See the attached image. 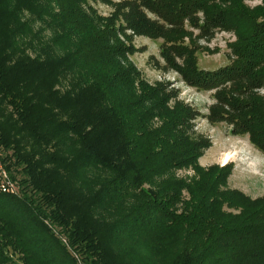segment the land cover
<instances>
[{
	"label": "trees",
	"instance_id": "obj_1",
	"mask_svg": "<svg viewBox=\"0 0 264 264\" xmlns=\"http://www.w3.org/2000/svg\"><path fill=\"white\" fill-rule=\"evenodd\" d=\"M116 6L106 18L90 0H0V264H135L112 249L129 235L181 247L172 264H264V196L226 187L227 167L199 166L203 147L184 133L198 111L171 107L121 38L163 40L166 69L215 90L210 121L264 153V0ZM188 27L235 33L231 63L201 69ZM176 167L199 177L173 178Z\"/></svg>",
	"mask_w": 264,
	"mask_h": 264
},
{
	"label": "rangeland",
	"instance_id": "obj_2",
	"mask_svg": "<svg viewBox=\"0 0 264 264\" xmlns=\"http://www.w3.org/2000/svg\"><path fill=\"white\" fill-rule=\"evenodd\" d=\"M126 0H110L94 2L90 4L94 7L97 14L110 18L116 11L117 4ZM245 4L254 8L261 4L262 0H244ZM189 28V27H188ZM195 38L196 44L201 48L198 53V65L203 70H217L232 61L230 44L236 41V35L233 32L217 30L210 38H199L198 29L189 28ZM126 44L131 45L133 53L126 55V63L133 64L141 72L145 81L154 86L156 84L168 85L167 90L171 92L172 100L170 106H176L175 102H182L190 105L198 111V116L189 121L188 126L184 128V133L188 137V142L201 144L203 147L198 156L197 162L203 170L218 167L222 169L227 167L229 172L227 186L231 190H238L249 196L251 199H257L264 196V153L251 141L250 135L235 133L233 126L227 122L212 123L208 118L210 108L216 103L215 90L200 91L186 84L180 75L166 69L164 60L161 57V44L163 40H153L144 36H136L132 31L127 30L124 37H121ZM186 38V42H189ZM135 48V49H134ZM182 107L178 105V109ZM177 108V107H176ZM177 110H175V115ZM162 124L161 120L154 119L152 125L158 127ZM188 145V144H184ZM230 157L227 161V157ZM170 176L177 179L190 182L199 175L192 167L174 168ZM184 197H188V192L183 191ZM130 201L127 200L128 206ZM226 210L238 213L236 208L224 207ZM179 234L178 231H174ZM128 236L122 243H116L112 246L114 252L119 258L127 259L128 262L141 264H172V256L181 247L165 244L152 245L146 239L135 237L131 240ZM127 246V247H125ZM133 246V247H132ZM175 247V248H173ZM133 250V251H132ZM136 253L142 261H136L133 253ZM126 258H125V257Z\"/></svg>",
	"mask_w": 264,
	"mask_h": 264
},
{
	"label": "bare ground",
	"instance_id": "obj_3",
	"mask_svg": "<svg viewBox=\"0 0 264 264\" xmlns=\"http://www.w3.org/2000/svg\"><path fill=\"white\" fill-rule=\"evenodd\" d=\"M229 159H230V157L228 156L226 160L229 161Z\"/></svg>",
	"mask_w": 264,
	"mask_h": 264
}]
</instances>
